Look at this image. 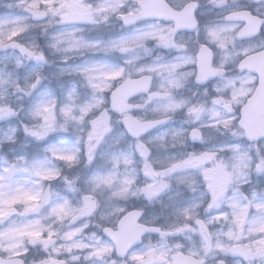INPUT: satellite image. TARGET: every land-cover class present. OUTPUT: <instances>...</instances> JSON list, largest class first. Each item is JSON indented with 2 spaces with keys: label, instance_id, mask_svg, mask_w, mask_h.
<instances>
[{
  "label": "clouds",
  "instance_id": "clouds-1",
  "mask_svg": "<svg viewBox=\"0 0 264 264\" xmlns=\"http://www.w3.org/2000/svg\"><path fill=\"white\" fill-rule=\"evenodd\" d=\"M0 264H264V0H0Z\"/></svg>",
  "mask_w": 264,
  "mask_h": 264
},
{
  "label": "snow or ice",
  "instance_id": "snow-or-ice-1",
  "mask_svg": "<svg viewBox=\"0 0 264 264\" xmlns=\"http://www.w3.org/2000/svg\"><path fill=\"white\" fill-rule=\"evenodd\" d=\"M113 75H118V73H114Z\"/></svg>",
  "mask_w": 264,
  "mask_h": 264
}]
</instances>
